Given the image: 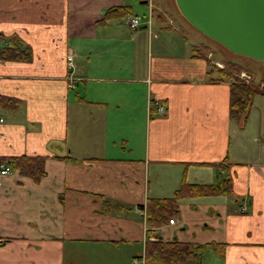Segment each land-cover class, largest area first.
Listing matches in <instances>:
<instances>
[{"label":"crops","instance_id":"crops-1","mask_svg":"<svg viewBox=\"0 0 264 264\" xmlns=\"http://www.w3.org/2000/svg\"><path fill=\"white\" fill-rule=\"evenodd\" d=\"M118 6L142 25L109 19ZM169 16L160 0H0V45L16 35L32 48L29 61L0 60V96L19 100L0 104V170L46 158L39 181L11 164L0 173V264H132L145 256L150 198L227 171L231 195L183 199L176 223L155 231L224 245L202 264H264V93L235 122L232 81L185 17Z\"/></svg>","mask_w":264,"mask_h":264},{"label":"trees","instance_id":"trees-1","mask_svg":"<svg viewBox=\"0 0 264 264\" xmlns=\"http://www.w3.org/2000/svg\"><path fill=\"white\" fill-rule=\"evenodd\" d=\"M131 14L132 12L128 7L118 6L109 9L107 17L109 19H119ZM3 39L5 40L6 37L0 32V43ZM9 40L11 41V45L4 47L0 45V60L29 61L32 59V48L30 45L25 44L16 35L10 37ZM213 67H215V65ZM216 67L218 68V66ZM227 69H219L218 71H220L224 77L232 81L230 116L235 122L243 123L253 107L254 95L257 93H264V88L255 87L240 79L235 73L238 70L236 65H233V70ZM18 103L19 100L16 98L0 96V104L7 107H15ZM45 160L46 158L44 156L22 155L5 159L4 161H9L8 163L11 164L14 169L19 170L21 174L39 181L46 175ZM232 188L233 177L228 171L225 175H221L218 183L214 185L189 182L184 178L181 186L175 191L173 196L149 199L146 206L149 235L156 237L158 235L155 231L157 228L168 223L170 219L179 216L181 200L220 194L231 195ZM116 207L120 209L123 206ZM110 208L111 205L107 204L106 210H110ZM223 247L224 245L216 243L197 244L176 239L165 240L158 236L155 240H147L145 258L147 264H202L205 249L213 248L222 256L224 252Z\"/></svg>","mask_w":264,"mask_h":264},{"label":"water","instance_id":"water-1","mask_svg":"<svg viewBox=\"0 0 264 264\" xmlns=\"http://www.w3.org/2000/svg\"><path fill=\"white\" fill-rule=\"evenodd\" d=\"M183 16L230 51L264 61V0H176Z\"/></svg>","mask_w":264,"mask_h":264},{"label":"rangeland","instance_id":"rangeland-1","mask_svg":"<svg viewBox=\"0 0 264 264\" xmlns=\"http://www.w3.org/2000/svg\"><path fill=\"white\" fill-rule=\"evenodd\" d=\"M160 4L164 10H168V12L170 14L169 18L171 17L170 19L176 20L177 19L176 17L179 16L181 21L184 20V17L181 16L182 13H181V11H180L177 3H176V0H160ZM138 13H140L142 15L143 12L138 11ZM146 15H148V14H146ZM127 17H129V15L125 16L123 18H120V19H122V21H124ZM184 23H185V28L187 30V31L185 30L186 31L185 33L189 34L190 40L193 42H197V43L201 42V45L203 44L204 47L206 48V50L208 52L210 51V54H209L210 58L215 60L214 62H216V64H218V63L221 64V66L219 65L220 67H218V68L214 67L215 69L219 70L222 68H224V69L228 68V69L233 70V65H236L238 70L235 73L237 76H239L240 79L245 81L246 78H248V76H249L250 77L249 82H248L249 84H252L255 87L257 86V87L264 88V61H259V60H255V59L243 56V55L236 54V53L230 51L229 49H227L225 46H223L219 42L209 38L208 36H206L205 34L200 32L197 28H195L189 22L186 21ZM76 79L70 80L71 81L69 83L70 87H74V83H75ZM174 219H175V223H176V221H177L176 217ZM148 229H149V226H148ZM148 229H147V234H148L147 240L148 239L149 240H155V239H157L158 236L163 239V237L161 235H159L158 233H157L158 235L156 237L149 235ZM140 264H142V263L140 262ZM145 264H146V258H145ZM154 264H157V263H154Z\"/></svg>","mask_w":264,"mask_h":264},{"label":"built area","instance_id":"built-area-1","mask_svg":"<svg viewBox=\"0 0 264 264\" xmlns=\"http://www.w3.org/2000/svg\"><path fill=\"white\" fill-rule=\"evenodd\" d=\"M125 24L130 28V29H138L141 25H142V18L141 16H138V15H129V17H127L125 20H124ZM149 22V25L151 23V20L149 19L148 20ZM67 61H68V66L69 68H73L74 67V57L72 54H69L67 56ZM221 64L218 63L217 66L220 67ZM69 79L70 80H74L76 79V77L73 75V73L71 72L70 75H69ZM249 79L250 77L248 76V78H246L245 82H249ZM150 106L153 107L157 113H160V114H163L165 113V110H166V107L165 105L163 104V102H161V100H152L150 101ZM0 120L2 121L3 119L0 118ZM12 167L9 163H3L1 165V170H0V173L1 174H8L12 171ZM242 210H247V207L246 206H243L242 207ZM170 223L174 224L175 223V219H170L169 221ZM1 242V240H0ZM140 262L142 264H145V256H142V257H138V258H134L132 264H140Z\"/></svg>","mask_w":264,"mask_h":264}]
</instances>
